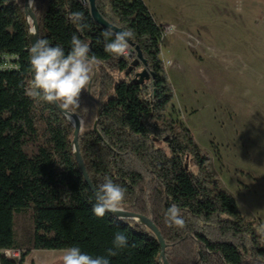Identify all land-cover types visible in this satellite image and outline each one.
Listing matches in <instances>:
<instances>
[{"label":"trees","instance_id":"1","mask_svg":"<svg viewBox=\"0 0 264 264\" xmlns=\"http://www.w3.org/2000/svg\"><path fill=\"white\" fill-rule=\"evenodd\" d=\"M24 0H0V51L18 55L19 69L0 73V264H23L31 250H65L107 256L114 236L128 247L110 264H162L155 235L141 223L92 212L95 196L74 157V127L54 104L26 95L32 78L30 31ZM110 25L132 30L130 49L140 61L104 51L102 32L85 0H32L38 38L65 53L76 35L89 44L98 64L75 109L82 119L77 142L95 190L109 177L126 189L123 209L148 217L165 243L168 264H264V241L231 193L222 188L188 127L167 114L173 89L160 57L162 27L143 0H95ZM82 12L79 31L68 19ZM115 32V31H114ZM142 69L148 78L139 82ZM124 77L118 78L117 75ZM175 203L185 221L169 226L165 213ZM29 211L32 232L23 240L15 215ZM134 245V246H132ZM115 250V249H114Z\"/></svg>","mask_w":264,"mask_h":264},{"label":"rangeland","instance_id":"2","mask_svg":"<svg viewBox=\"0 0 264 264\" xmlns=\"http://www.w3.org/2000/svg\"><path fill=\"white\" fill-rule=\"evenodd\" d=\"M143 1L162 27L160 57L174 94L167 114L190 129L264 241V0ZM14 222L20 240L32 232L29 211Z\"/></svg>","mask_w":264,"mask_h":264},{"label":"clouds","instance_id":"3","mask_svg":"<svg viewBox=\"0 0 264 264\" xmlns=\"http://www.w3.org/2000/svg\"><path fill=\"white\" fill-rule=\"evenodd\" d=\"M68 19L79 31L87 27L82 12H72ZM101 35L105 41L104 51L117 57L129 54V41L135 38L132 30L114 32L111 27ZM70 44V51L65 53L63 47L53 46L47 39L38 38L28 49L32 72L25 90L28 97L57 104L65 111H75L80 106L81 95L88 89L98 61L95 56H89V44L76 35L72 36ZM125 196V188L105 177L95 191L92 212L97 217H103L108 212H121ZM165 217L169 226L184 227L181 209L175 203L168 208ZM113 246L107 250V256L95 257L82 253L79 247H69L64 250L62 264H110L108 257L116 256L117 250L129 246L127 237L122 233L115 234Z\"/></svg>","mask_w":264,"mask_h":264},{"label":"water","instance_id":"4","mask_svg":"<svg viewBox=\"0 0 264 264\" xmlns=\"http://www.w3.org/2000/svg\"><path fill=\"white\" fill-rule=\"evenodd\" d=\"M86 2L89 5L90 13H91L93 19L98 24H100L101 26H104L106 28L111 27L112 30L115 32L122 31L121 29H118V28L110 25L108 22H106V20H104L102 18V16L99 14V12L96 9L95 0H86ZM31 3H32V0H24L23 7H24V13L26 15L27 24L29 26V31H30V45L32 46L33 43H35L36 40L38 39V25H37L35 15L31 9ZM134 51L136 52V56H135L134 61H140L141 60L140 51H138L137 47H134ZM144 78L145 79L148 78V73L145 69H142V70H140L134 74V79H137L139 82H142ZM54 105L57 108V110L59 111V113L63 117H65L69 122H71L73 127H74L73 138H72L74 157H75V160L77 162L78 168L83 175L85 182L90 187L91 191L93 192V194L95 196L96 190L93 187L92 182L90 181V178L88 177V174L85 170V166H84L83 160L81 158V155H80L79 149H78L77 139H78L79 133L82 129V119L74 111H65V110L61 109L59 107V105H57V104H54ZM108 213L110 215L116 217V218L129 219V220L137 221V222L141 223L142 225H144L145 227H147L155 235V237H156V239L160 245V248H161L160 257H161L162 264H168L167 259L165 257V253H164L165 243L163 241V238H162L158 228L153 224V222L148 217H146L142 214H137V213H133L130 211H126L124 209H123V211L115 213V214L111 213V212H108Z\"/></svg>","mask_w":264,"mask_h":264},{"label":"built area","instance_id":"5","mask_svg":"<svg viewBox=\"0 0 264 264\" xmlns=\"http://www.w3.org/2000/svg\"><path fill=\"white\" fill-rule=\"evenodd\" d=\"M130 50H131V55L135 54V52H132V49ZM18 69H19L18 55L0 51V73L5 71L18 70ZM0 255H3L8 258L19 259L20 251L10 248H3L0 250Z\"/></svg>","mask_w":264,"mask_h":264},{"label":"crops","instance_id":"6","mask_svg":"<svg viewBox=\"0 0 264 264\" xmlns=\"http://www.w3.org/2000/svg\"><path fill=\"white\" fill-rule=\"evenodd\" d=\"M159 17H161V16H159ZM154 18H156L155 15H154ZM156 20H157V18H156ZM158 22H160V21H158ZM35 251H46L47 253H50L51 255L49 257H47V258H41V257H38V256L34 255ZM59 251H61V250H59ZM56 252H57V250H39V249L38 250H31L29 252V254L25 257L23 264H56V263L62 264V261L55 260L53 258V255Z\"/></svg>","mask_w":264,"mask_h":264},{"label":"bare ground","instance_id":"7","mask_svg":"<svg viewBox=\"0 0 264 264\" xmlns=\"http://www.w3.org/2000/svg\"><path fill=\"white\" fill-rule=\"evenodd\" d=\"M85 2H86V0H85Z\"/></svg>","mask_w":264,"mask_h":264}]
</instances>
